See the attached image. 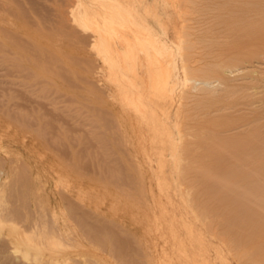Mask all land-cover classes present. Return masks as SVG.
<instances>
[{
  "label": "bare ground",
  "instance_id": "obj_1",
  "mask_svg": "<svg viewBox=\"0 0 264 264\" xmlns=\"http://www.w3.org/2000/svg\"><path fill=\"white\" fill-rule=\"evenodd\" d=\"M22 2L0 0V83L8 84L0 93V264H73L82 243L92 249L83 247L89 254L78 264H183L158 243L159 218L136 226L135 213L114 209L111 219L61 207L86 143L71 130L74 113L93 102L86 114L105 119V92L119 115L107 121L111 146L96 131V172L105 176L108 161L134 164L165 192L170 156L179 167L216 154V197L250 208L246 236L237 230L233 241L245 237L249 257L264 258V0H53L41 10ZM234 36L245 50L223 60L217 51ZM234 88L246 91L240 107L213 104ZM236 148L243 165L225 167ZM203 169L211 172L209 162Z\"/></svg>",
  "mask_w": 264,
  "mask_h": 264
},
{
  "label": "rangeland",
  "instance_id": "obj_2",
  "mask_svg": "<svg viewBox=\"0 0 264 264\" xmlns=\"http://www.w3.org/2000/svg\"><path fill=\"white\" fill-rule=\"evenodd\" d=\"M17 1H23L24 3H21L23 7L25 4L29 6H27L28 8H31L30 5H33L34 7L32 8L37 10H41L53 2V0ZM31 2L32 4H30ZM244 50L245 44L243 41L234 36L217 52L219 55H222L223 60H226L234 54H242ZM213 58L217 57L213 56ZM68 61L69 63H73L70 60ZM105 83H107L106 80ZM2 88L7 90L8 84L5 82L0 83V93L3 91ZM240 93L245 95L246 91L242 92L234 88L224 93H219L223 95L221 97L222 101L214 99L213 104L240 107L243 100ZM111 100V97L107 96L105 92V119L104 116H101L98 112L94 113L93 110H90L86 114L85 110L94 105L93 102H88L89 106L87 107L82 105L81 114L74 113L73 122L76 124L66 121L67 118H64L63 115L59 117V114L51 112V118L56 119V117H59L56 119V122L60 118H62L60 119L61 122L64 119L68 123L71 122L72 126L67 123L65 124L70 125L76 138L82 137L86 140V143L83 142L79 146L77 145L79 160L74 166V176L69 180L74 189L72 188L70 191L71 196H68L70 192L63 189L62 209L68 210L72 204L78 211L102 212L111 219H114L117 215L114 209L124 213H135L138 216V222L133 223V225L136 226L149 225L153 217L159 218L162 221L164 232L158 233V243L173 247L175 255L173 258L176 260V263L264 264L262 254L260 257H249L251 253L250 241L245 237L240 242L238 240L233 241V235H238V233L236 234L237 230L238 232L243 230L244 236H246L244 230L251 225L250 208H247V204H245L246 206L242 213V208L238 206L241 202L240 199H236V202L230 205L228 204L229 198L222 197L221 201L216 197L215 189H213L215 184L210 178L211 175L215 178L219 172L218 166H216L217 163L213 162L211 164L210 162L211 159L217 158L216 154L212 155L211 158L208 157L205 161H199L198 164H196L197 162L190 164L186 163L185 160L181 161L179 167H175L174 161H172L173 157L169 155L170 160L166 166L167 183L169 182V184L165 192L160 191L156 179L152 176L149 177L146 174V177L143 179L139 175L137 166L134 164H125L120 160L119 162L108 161L105 165V176L96 172L95 161L103 153L100 145L96 143V131L102 129L101 131L105 133V138L108 141L107 145L111 146L109 138L112 135L111 130L106 129L107 121L109 118L112 119L119 115L118 113L115 114L116 110L114 108H116V105ZM114 142L113 146H118L115 153L118 156L124 157L126 153L122 150L123 146L120 145L121 143H117V140H114ZM247 149L249 150L250 148L247 147ZM179 153L180 151L177 154L179 155ZM229 153L233 154L229 158L235 157L237 160L234 158V160L226 161L229 166L224 164L225 167L239 168L240 164L243 165L241 163V155L245 153L244 150L236 148L234 152L229 150L227 154ZM208 162L211 165V172L205 175L203 166L205 167V164ZM187 169L191 171L186 176L185 170ZM61 187L63 188L64 186ZM159 199L162 200L164 208L158 203L156 207L153 205V202ZM247 202L249 201L247 200ZM233 209L235 212L241 213H230ZM169 227L174 228L175 238H172L171 233L168 231ZM190 235L200 237L205 246L198 248L196 246L197 240L190 239ZM261 237L264 239V231L261 232ZM261 242L262 240L257 243V246H262ZM180 244L185 245L183 250H188V257L184 255L179 246ZM83 247L92 249V243H82L77 246L76 250L70 254L71 259L74 261L73 264L85 261L86 256L84 254H89V250L85 249L87 251H84Z\"/></svg>",
  "mask_w": 264,
  "mask_h": 264
}]
</instances>
